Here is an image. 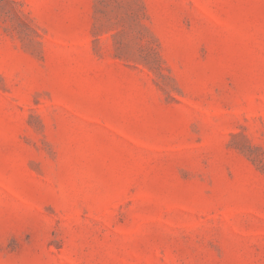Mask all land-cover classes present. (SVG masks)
Returning <instances> with one entry per match:
<instances>
[{"label": "rangeland", "instance_id": "374dc122", "mask_svg": "<svg viewBox=\"0 0 264 264\" xmlns=\"http://www.w3.org/2000/svg\"><path fill=\"white\" fill-rule=\"evenodd\" d=\"M0 264H264V0H0Z\"/></svg>", "mask_w": 264, "mask_h": 264}]
</instances>
